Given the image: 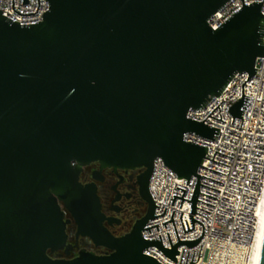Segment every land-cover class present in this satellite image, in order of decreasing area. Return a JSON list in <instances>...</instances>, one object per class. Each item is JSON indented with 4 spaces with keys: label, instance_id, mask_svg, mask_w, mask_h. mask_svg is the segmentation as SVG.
I'll use <instances>...</instances> for the list:
<instances>
[{
    "label": "water",
    "instance_id": "water-1",
    "mask_svg": "<svg viewBox=\"0 0 264 264\" xmlns=\"http://www.w3.org/2000/svg\"><path fill=\"white\" fill-rule=\"evenodd\" d=\"M47 1L36 23L19 24L0 10V264H160L143 254L152 245L176 262L177 245L193 246L203 235L192 215L203 176L196 171L207 148L183 135L215 141L219 131L186 114L219 96L235 73L247 72L241 97L228 107L242 122L249 99L243 84L264 50L263 0L242 3L216 29L207 19L228 0ZM11 7L30 15L39 1L32 13L16 11L13 0ZM155 158L186 184L196 176L190 200L176 187L182 194L172 195L171 204L175 197L179 207L188 201L191 228L185 220L184 230L182 213L179 219L184 232L193 221L202 225L197 239H178L174 210L161 222L164 228L172 222L174 245L168 232L170 248H163L159 234L160 241L142 238V230H158L157 224L143 228L146 221L166 209L153 216L159 206L149 192L147 215L114 237L102 225L94 184L79 181L91 162L142 166L149 176ZM65 212L77 234L111 252L51 258L47 250L65 246Z\"/></svg>",
    "mask_w": 264,
    "mask_h": 264
},
{
    "label": "built area",
    "instance_id": "built-area-1",
    "mask_svg": "<svg viewBox=\"0 0 264 264\" xmlns=\"http://www.w3.org/2000/svg\"><path fill=\"white\" fill-rule=\"evenodd\" d=\"M38 1L39 7L35 12L37 0H28V4H22V0H13V8L19 13L35 12L30 15H19L12 10L11 0H0L1 14L19 24L36 23L42 20V14L48 10L47 0ZM253 1L262 0H228L207 19L208 25L216 29L241 8L242 3L248 5ZM260 12L264 15V0ZM262 39L264 46V30ZM254 68H256L255 74L243 84V94L249 96V99L241 114L242 122L237 117L232 118L228 113V107L241 97V84L247 79V72L235 73L219 96L213 97L203 108L189 110L186 114L187 118L219 128L215 141L201 138L193 133L183 135L185 141L198 143L207 148L204 157L214 161L203 158L201 166L209 169L199 166L196 173L213 179L200 176V184L219 191L199 184V192L206 195L198 193L196 199L200 201L196 200L192 218L202 223L203 235L193 246L177 245L178 254H174L176 262L165 256L154 245L147 246L143 250V254L152 256L160 264H189V261L194 262L192 264H249L255 226L254 210L261 195L264 179V50L262 57L255 59ZM209 113L214 118L207 116ZM220 117L222 121L218 120ZM186 180L177 178L174 172L163 165L160 158L153 160L148 192L154 204L159 206L154 207L153 216L163 213L165 207L166 209L163 215L146 221L143 228L157 224L158 230L155 226L149 228L150 233L144 229L141 231L142 238H155L160 241L159 234L163 248H170L166 234L168 232L171 245H174L177 238L172 222H166L165 228L161 224L171 219L172 210H174L172 219L179 240H194L200 236L202 225L196 221H193L192 230L183 231L179 219L180 213H182L184 230H187L185 220L188 228H191L188 201H182L179 207L181 199L175 197L171 204L172 195L181 197L182 194V190L176 187L184 189L182 198L190 200L196 176H191L187 184Z\"/></svg>",
    "mask_w": 264,
    "mask_h": 264
},
{
    "label": "flooded vegetation",
    "instance_id": "flooded-vegetation-1",
    "mask_svg": "<svg viewBox=\"0 0 264 264\" xmlns=\"http://www.w3.org/2000/svg\"><path fill=\"white\" fill-rule=\"evenodd\" d=\"M149 177L145 168L100 167L91 162L82 167L79 181L82 184H94L100 202V211L104 216L102 225L114 237L128 233L135 223L142 220L150 210L147 199ZM66 242L62 249L49 251L51 258H73L79 251L104 255L111 252L108 248L95 245L90 238L77 234L76 225L65 212L64 220Z\"/></svg>",
    "mask_w": 264,
    "mask_h": 264
},
{
    "label": "bare ground",
    "instance_id": "bare-ground-1",
    "mask_svg": "<svg viewBox=\"0 0 264 264\" xmlns=\"http://www.w3.org/2000/svg\"><path fill=\"white\" fill-rule=\"evenodd\" d=\"M254 211L255 226L252 233L253 238L251 242V253L249 254V264H255L260 252L261 233L264 229V179L261 195L255 205Z\"/></svg>",
    "mask_w": 264,
    "mask_h": 264
},
{
    "label": "snow or ice",
    "instance_id": "snow-or-ice-1",
    "mask_svg": "<svg viewBox=\"0 0 264 264\" xmlns=\"http://www.w3.org/2000/svg\"><path fill=\"white\" fill-rule=\"evenodd\" d=\"M255 264H264V231L261 233V240H260V252L257 257V261Z\"/></svg>",
    "mask_w": 264,
    "mask_h": 264
}]
</instances>
